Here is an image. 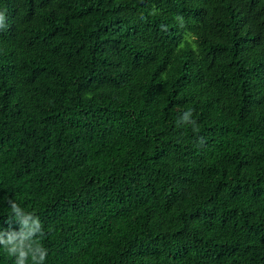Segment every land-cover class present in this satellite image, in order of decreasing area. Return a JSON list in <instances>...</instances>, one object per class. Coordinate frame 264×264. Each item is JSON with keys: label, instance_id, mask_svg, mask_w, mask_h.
I'll list each match as a JSON object with an SVG mask.
<instances>
[{"label": "trees", "instance_id": "obj_1", "mask_svg": "<svg viewBox=\"0 0 264 264\" xmlns=\"http://www.w3.org/2000/svg\"><path fill=\"white\" fill-rule=\"evenodd\" d=\"M0 13V230L12 199L45 264H264V0Z\"/></svg>", "mask_w": 264, "mask_h": 264}, {"label": "clouds", "instance_id": "obj_2", "mask_svg": "<svg viewBox=\"0 0 264 264\" xmlns=\"http://www.w3.org/2000/svg\"><path fill=\"white\" fill-rule=\"evenodd\" d=\"M5 17L0 13V28L5 26ZM192 110L183 112L178 120V125H191L196 130V121L192 118ZM200 142H203L201 138ZM11 214L6 221L8 230H0V247L8 256L14 257V264H45L48 250L37 237H43V225L38 216L25 212L14 200H7ZM19 224V231L11 230L12 223Z\"/></svg>", "mask_w": 264, "mask_h": 264}]
</instances>
